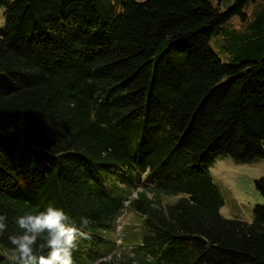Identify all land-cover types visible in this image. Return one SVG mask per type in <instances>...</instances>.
Listing matches in <instances>:
<instances>
[{
	"label": "trees",
	"instance_id": "obj_1",
	"mask_svg": "<svg viewBox=\"0 0 264 264\" xmlns=\"http://www.w3.org/2000/svg\"><path fill=\"white\" fill-rule=\"evenodd\" d=\"M0 6V264H24L9 236L49 206L89 220L72 264H264V204L225 217L210 167L264 157V0ZM125 209L141 216L128 253L106 233Z\"/></svg>",
	"mask_w": 264,
	"mask_h": 264
},
{
	"label": "rangeland",
	"instance_id": "obj_2",
	"mask_svg": "<svg viewBox=\"0 0 264 264\" xmlns=\"http://www.w3.org/2000/svg\"><path fill=\"white\" fill-rule=\"evenodd\" d=\"M212 1L222 9H226L233 3V0ZM255 6L256 3L250 4L246 11L249 16L254 11ZM5 10L4 6H0V29L5 27ZM230 22L239 29L247 24L246 20L244 21L238 16L233 17ZM220 44V41L216 42L217 47ZM3 80H5V76L0 74V83H3ZM210 167L215 183L224 198L221 213L227 218L252 222L256 206L264 204V198L257 190L255 183L257 178L264 175V157L254 161L239 162L229 155H223L215 159ZM176 198V196H166L163 202L173 201ZM140 222L141 216L138 213L130 209L124 210L118 219L115 230L106 232L109 238L117 239V245L114 247L116 251L129 252L121 245L122 238L125 237L127 230H137ZM110 258V255L107 256V259Z\"/></svg>",
	"mask_w": 264,
	"mask_h": 264
},
{
	"label": "clouds",
	"instance_id": "obj_3",
	"mask_svg": "<svg viewBox=\"0 0 264 264\" xmlns=\"http://www.w3.org/2000/svg\"><path fill=\"white\" fill-rule=\"evenodd\" d=\"M69 220L68 215L62 210L49 206L46 211L39 214H25L19 216L16 223L23 234L9 236L11 244L15 246L14 251L18 254L12 259H19L24 264H72L73 250L77 247V238L89 239V233L83 231L89 225V220L82 217L81 227L77 228L75 222L67 226L65 221ZM6 217L0 215V234L6 228ZM44 237L45 246L50 250L47 256L37 257L34 253V246L38 238Z\"/></svg>",
	"mask_w": 264,
	"mask_h": 264
}]
</instances>
